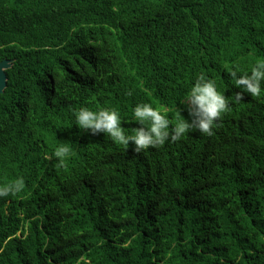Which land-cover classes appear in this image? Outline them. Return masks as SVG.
<instances>
[{"label":"trees","instance_id":"16d2710c","mask_svg":"<svg viewBox=\"0 0 264 264\" xmlns=\"http://www.w3.org/2000/svg\"><path fill=\"white\" fill-rule=\"evenodd\" d=\"M2 59L0 187L24 186L0 197V264H264V91L235 101L229 75L264 60V0H0ZM200 75L231 102L211 135L134 152L75 124L191 120Z\"/></svg>","mask_w":264,"mask_h":264},{"label":"clouds","instance_id":"9594fccd","mask_svg":"<svg viewBox=\"0 0 264 264\" xmlns=\"http://www.w3.org/2000/svg\"><path fill=\"white\" fill-rule=\"evenodd\" d=\"M235 78V85L242 89L236 92L235 101L242 99L243 92L250 93L253 97H259L264 91V60L258 61L250 72H241L233 68L229 73ZM188 111L191 120L177 118L173 124L166 116V110L154 107L150 103H140L133 108V118L139 122L140 127L136 128L134 134L128 135L121 126V116L116 109L98 108L90 109L81 107L74 112L75 124L81 129L90 130L93 134L104 133L112 141L128 146L134 145L133 151L140 152L149 147L162 146L166 141H177L191 130H198L200 133L211 135L216 122L229 108L230 101L226 95L221 93L214 80L200 75L187 95L180 99ZM69 147L60 146L54 155L63 162L68 156ZM24 186L22 178L7 186L0 187V197L9 196L12 193L20 192Z\"/></svg>","mask_w":264,"mask_h":264},{"label":"water","instance_id":"95a60500","mask_svg":"<svg viewBox=\"0 0 264 264\" xmlns=\"http://www.w3.org/2000/svg\"><path fill=\"white\" fill-rule=\"evenodd\" d=\"M12 61L9 59L0 60V93H2L7 84L6 70L11 66Z\"/></svg>","mask_w":264,"mask_h":264}]
</instances>
